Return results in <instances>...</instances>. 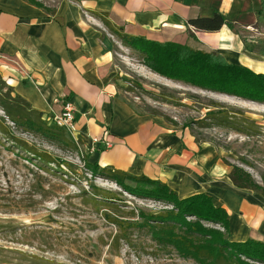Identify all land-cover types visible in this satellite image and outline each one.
Segmentation results:
<instances>
[{
	"label": "crops",
	"instance_id": "crops-1",
	"mask_svg": "<svg viewBox=\"0 0 264 264\" xmlns=\"http://www.w3.org/2000/svg\"><path fill=\"white\" fill-rule=\"evenodd\" d=\"M260 10L261 0H61L51 14L26 0H0V78L45 121L71 103L88 163L159 181L180 200L204 195L226 213L229 242L264 243V196L235 187L222 154L197 143L188 128L133 110L115 59L117 47L142 59L124 44L137 39L215 52L264 75ZM213 13L235 30L187 25Z\"/></svg>",
	"mask_w": 264,
	"mask_h": 264
},
{
	"label": "rangeland",
	"instance_id": "rangeland-1",
	"mask_svg": "<svg viewBox=\"0 0 264 264\" xmlns=\"http://www.w3.org/2000/svg\"><path fill=\"white\" fill-rule=\"evenodd\" d=\"M33 1L52 10L61 0ZM115 59L117 68H125L122 96L133 110L188 128L197 143L219 151L223 164L247 175L264 194V105L166 80L142 66L141 57L118 47ZM211 103L243 113L240 121H253L257 135L211 126L205 120ZM0 124L10 129L9 136L0 132V264H196L154 242L146 228L133 226L141 222V212L156 214L171 206L92 178L80 146L68 153L33 133L15 130L1 110ZM19 141L58 166L40 163ZM91 186L117 200L92 205L86 201ZM111 220L128 225L120 230ZM203 225L223 232L218 225Z\"/></svg>",
	"mask_w": 264,
	"mask_h": 264
},
{
	"label": "trees",
	"instance_id": "trees-1",
	"mask_svg": "<svg viewBox=\"0 0 264 264\" xmlns=\"http://www.w3.org/2000/svg\"><path fill=\"white\" fill-rule=\"evenodd\" d=\"M26 1L45 9L33 0ZM48 13L52 14L53 11L48 10ZM259 15L264 16V0H261ZM187 25L195 31L206 33L218 32L222 27L235 30L234 23L219 13H213L210 18L191 19ZM124 44L137 51L142 56V65L161 78L199 90L264 105V75L255 74L239 65H229L215 52L195 50L187 45L158 44L137 39L124 40ZM11 93L12 89L0 78V110L15 130L21 129L33 133L64 152L77 151L75 143L64 129L48 125L41 113L29 109L21 98L12 97ZM205 109L209 110L205 120H209L211 126L231 129L241 134L257 135L259 131L253 121L245 125L248 120L243 118L242 123L239 117H243V113L237 110L231 112L217 103H211ZM9 130L6 125L0 124V132L3 135L9 136ZM16 144L31 153L38 161H42L40 163L57 165L44 154L28 148L23 142L19 141ZM85 168L89 169L92 178L107 180L124 193L171 206L172 209L161 210L156 214L141 212L139 214L141 222L133 226L146 228L154 242L164 248H172L180 257L191 259L196 264H264V243L252 240L244 243L229 242L227 215L223 210L214 208L208 197L197 195L180 200L173 191L159 181H151L143 177L135 178L123 172L102 169L97 164L86 163ZM230 179L235 187L264 196L263 192L249 181L248 176L241 174L237 169L232 170ZM90 189L91 193L88 195L91 198L88 197L86 201L94 206L96 204L106 206L107 203L117 200L114 195L104 193L98 188L91 186ZM95 200H103V202L97 203ZM186 218L192 220L187 221ZM111 222L120 230L128 225L119 220H111ZM203 224L218 225L223 232L206 228Z\"/></svg>",
	"mask_w": 264,
	"mask_h": 264
},
{
	"label": "built area",
	"instance_id": "built-area-1",
	"mask_svg": "<svg viewBox=\"0 0 264 264\" xmlns=\"http://www.w3.org/2000/svg\"><path fill=\"white\" fill-rule=\"evenodd\" d=\"M74 109L71 103L65 102L62 106V110L59 114L53 116L52 118H49L46 120V123L48 125H54L58 128L64 129L67 134L70 136V138L73 140L75 145L79 148L82 147L79 144L78 138H77V128L75 124V119L73 116ZM93 144L98 143L99 141L97 139L92 140ZM105 149L110 148V143L108 141L104 142Z\"/></svg>",
	"mask_w": 264,
	"mask_h": 264
}]
</instances>
